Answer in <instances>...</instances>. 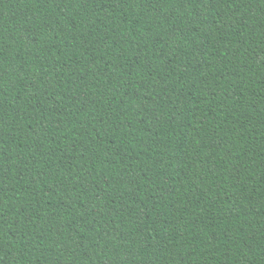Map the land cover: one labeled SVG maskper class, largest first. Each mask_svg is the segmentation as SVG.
<instances>
[{
	"label": "trees",
	"instance_id": "16d2710c",
	"mask_svg": "<svg viewBox=\"0 0 264 264\" xmlns=\"http://www.w3.org/2000/svg\"><path fill=\"white\" fill-rule=\"evenodd\" d=\"M0 264H264V0H0Z\"/></svg>",
	"mask_w": 264,
	"mask_h": 264
}]
</instances>
